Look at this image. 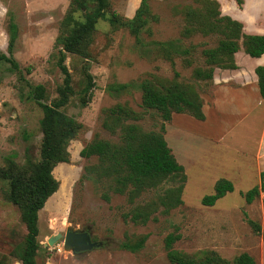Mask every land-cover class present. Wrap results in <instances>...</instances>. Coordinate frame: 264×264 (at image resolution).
I'll return each instance as SVG.
<instances>
[{
    "label": "rangeland",
    "instance_id": "obj_1",
    "mask_svg": "<svg viewBox=\"0 0 264 264\" xmlns=\"http://www.w3.org/2000/svg\"><path fill=\"white\" fill-rule=\"evenodd\" d=\"M142 1L108 0L109 7L98 19L85 49L65 53L64 64L74 93L57 111L56 126L60 132L58 115L63 114L72 121L64 124L72 133L59 137L60 148L52 160L51 176L57 189L39 214L41 250L36 264H171L165 239L173 233L181 235L174 245L179 252L194 255L213 251L231 262L246 253L256 264H264V238L248 223L252 219L264 225V192L251 204L241 195L260 186L264 172V99L241 84L251 79L256 67L264 66V58L254 60L241 51L234 57L236 70L216 68L211 81H200L195 70L208 68L202 53L215 48L219 38L199 32L185 36L189 8L206 15L202 5L193 0H148L140 14L141 23L147 21L139 27L140 42L126 22L136 17ZM214 1L223 16L240 20L248 34L264 33L260 30L264 29V0H242L241 7L236 0ZM97 8L95 0H0V53L10 56V15L19 27L12 54L19 70L0 63L2 264H22L18 250L28 232L19 206L9 201L6 193L13 181L33 179L41 166L48 138L44 105H53L65 85L66 75L59 65V39L85 23ZM173 40H183L185 47H197L190 58L170 60L153 44ZM143 81L178 82L192 88L203 101L207 122L189 114H173L172 120L165 122L157 112L142 107L138 87L122 92L113 89ZM89 83V102L84 106L83 90ZM38 85L45 88L41 101L32 96ZM117 105L143 115L136 123L143 131L163 133L173 156L185 169L181 205L167 207L162 203L170 190L180 186L179 179H167L131 198L84 178L87 168L99 161L83 158L82 150L95 139L119 141V135L104 127L108 111ZM4 170L8 172L6 178L2 177ZM221 179L230 180L234 192L213 207L203 206V197L213 194ZM104 191L109 192V201L102 197ZM136 210L149 214V221L133 222L131 215ZM68 229L89 230L93 241L103 242V246L79 255L66 251L63 241L47 246L52 235L65 234ZM142 241L137 252L122 248L126 242Z\"/></svg>",
    "mask_w": 264,
    "mask_h": 264
},
{
    "label": "trees",
    "instance_id": "obj_2",
    "mask_svg": "<svg viewBox=\"0 0 264 264\" xmlns=\"http://www.w3.org/2000/svg\"><path fill=\"white\" fill-rule=\"evenodd\" d=\"M147 1L143 0L141 8L133 20L126 22L132 27L136 39L140 42L141 23L140 14L147 8ZM98 5L94 14H88L86 22L69 30L66 37L59 39L62 46L59 65L66 75L65 85L59 90V98L53 105H44L47 142L43 150V160L41 166L33 179L12 183L11 190L6 193L7 199L14 202L21 210L22 221L27 228V236L24 243L18 250V259L22 264H36L41 246L38 241L39 236V214L44 209L48 199L57 189V182L51 176L52 160L60 148L59 137L71 134L70 129L64 127L65 123L72 121L63 114L58 115L60 132L56 126L57 111L65 107L70 97L73 95L71 87V75L66 67L65 53H80L85 49L98 19L103 17V13L109 7L108 0H95ZM196 4H201L206 15H201L199 10L189 8L186 14L187 27L184 30L186 37H191L196 32L204 36H218L215 48L205 49L203 57L207 69H196L195 77L200 81H211L216 68L225 70H236L237 65L234 57L239 52H244L251 58L262 60L264 58V33L248 34L244 30L241 21L232 17L223 16L219 4L214 0H193ZM239 7L242 0H236ZM205 16V17H204ZM260 29L259 27H257ZM264 31V29H260ZM9 53L10 56L0 53V63H8L11 69L17 71L19 66L12 57L16 42L19 37V27L10 15L8 23ZM159 50L170 60L174 57L190 58L197 46L185 47L183 40H173L168 42H153ZM82 50V51H83ZM258 77L259 94L264 99V66L255 69ZM138 87L142 91V107L147 111H155L165 122L172 120L173 114H189L198 121H205L204 105L201 97L192 89L184 88L178 82L168 84H157L152 81H143L135 86L133 84H122L113 87L118 92L128 88ZM91 91V83L83 90L82 104L85 106L89 102L88 94ZM45 88L42 85L36 86L32 96L41 101L44 97ZM143 115L138 114L122 105H117L108 111V119L104 122V127L111 134L119 135L118 143H113L101 139H95L89 143L81 152V156L86 159L96 158L98 165L87 168L84 178L116 194H129L131 198L140 196L143 192L155 189L163 184L167 179H179L181 182L177 189L170 190L169 195L163 200V205L176 207L182 204L180 194L183 185L187 180L184 167L177 162L172 151L165 140L163 133L145 132L137 122L142 121ZM164 127L162 130L164 131ZM8 172H2V177L6 178ZM261 185L255 186L245 193H241L248 204L253 203L261 192H264V172L261 173ZM234 184L227 179L219 180L214 193L203 197L201 203L206 207H213L216 202L224 198L227 194L233 193ZM102 197L110 200L108 191H104ZM131 219L135 223H147L150 215L144 211L136 210L132 213ZM248 223L255 233L261 234L264 238V225L248 219ZM181 239L180 234H170L165 239V246L168 251V259L171 264H256L255 260L244 253L233 262L222 258L213 251H201L194 255H188L174 249V245ZM144 241L138 244L126 242L123 249L137 252L143 246ZM3 261L0 258V264Z\"/></svg>",
    "mask_w": 264,
    "mask_h": 264
},
{
    "label": "water",
    "instance_id": "obj_3",
    "mask_svg": "<svg viewBox=\"0 0 264 264\" xmlns=\"http://www.w3.org/2000/svg\"><path fill=\"white\" fill-rule=\"evenodd\" d=\"M60 241L64 242V249L66 251H73L77 255L92 252L103 246V242L93 241L89 230L68 229L65 234H54L48 239L47 246L54 247Z\"/></svg>",
    "mask_w": 264,
    "mask_h": 264
},
{
    "label": "crops",
    "instance_id": "obj_4",
    "mask_svg": "<svg viewBox=\"0 0 264 264\" xmlns=\"http://www.w3.org/2000/svg\"><path fill=\"white\" fill-rule=\"evenodd\" d=\"M238 20V19H237ZM240 21V20H239ZM250 57V56H249ZM251 58V57H250ZM251 59H254V60H256V58H251ZM257 68V67H256ZM241 84H242V87H247L246 89L248 90L249 88H251V90H252V92H253V94L255 93L256 94V96H257V98L259 97V86H258V77H257V75H256V73H255V69H254V71H253V76L251 77V79H249L248 81H246V82H244V80H242V82H241ZM245 90V89H244ZM260 98H262L261 96H260ZM263 99V98H262ZM205 111H206V108H205V110H204V113H205ZM206 115V114H205ZM207 120H208V117H207V115H206V121L205 122H207ZM259 142H261V140H259ZM258 149L261 147V143H259L258 145ZM256 150V149H255ZM257 151V150H256ZM256 151H255V153H256ZM257 153H258V151H257Z\"/></svg>",
    "mask_w": 264,
    "mask_h": 264
},
{
    "label": "flooded vegetation",
    "instance_id": "obj_5",
    "mask_svg": "<svg viewBox=\"0 0 264 264\" xmlns=\"http://www.w3.org/2000/svg\"><path fill=\"white\" fill-rule=\"evenodd\" d=\"M93 239V238H92Z\"/></svg>",
    "mask_w": 264,
    "mask_h": 264
}]
</instances>
